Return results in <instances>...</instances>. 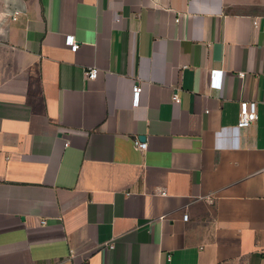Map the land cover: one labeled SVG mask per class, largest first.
Here are the masks:
<instances>
[{"label": "crops", "instance_id": "crops-1", "mask_svg": "<svg viewBox=\"0 0 264 264\" xmlns=\"http://www.w3.org/2000/svg\"><path fill=\"white\" fill-rule=\"evenodd\" d=\"M0 264H264V0H0Z\"/></svg>", "mask_w": 264, "mask_h": 264}, {"label": "built area", "instance_id": "built-area-1", "mask_svg": "<svg viewBox=\"0 0 264 264\" xmlns=\"http://www.w3.org/2000/svg\"><path fill=\"white\" fill-rule=\"evenodd\" d=\"M12 20L16 19L15 16H11ZM176 21H178V18H176ZM257 24V21H254V25ZM65 44L69 46V49L72 52H75L78 48V43L74 35L68 34L65 36ZM99 73L98 68L95 66L88 68L84 72V76L88 80H93L97 78ZM243 75V73H240ZM141 92V87L137 83H135L132 86V103L134 106H137L139 104V96ZM173 100H178L176 94H173L172 96ZM258 118L257 114V102L255 100H241L239 102V112H238V119H237V126L238 127H247L253 123L256 122ZM134 145L139 148L140 150H144L146 148V143L141 141L138 138H135ZM164 193L163 191L161 192ZM184 219H187V215H184ZM113 247V244H109V248Z\"/></svg>", "mask_w": 264, "mask_h": 264}, {"label": "water", "instance_id": "water-1", "mask_svg": "<svg viewBox=\"0 0 264 264\" xmlns=\"http://www.w3.org/2000/svg\"><path fill=\"white\" fill-rule=\"evenodd\" d=\"M141 139H144L143 137Z\"/></svg>", "mask_w": 264, "mask_h": 264}]
</instances>
